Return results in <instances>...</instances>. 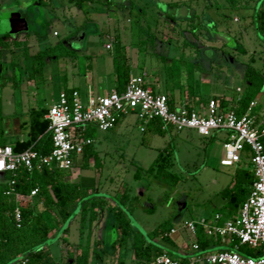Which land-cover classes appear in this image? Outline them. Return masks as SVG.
I'll use <instances>...</instances> for the list:
<instances>
[{"label": "rangeland", "instance_id": "obj_1", "mask_svg": "<svg viewBox=\"0 0 264 264\" xmlns=\"http://www.w3.org/2000/svg\"><path fill=\"white\" fill-rule=\"evenodd\" d=\"M131 2L133 4H105L102 0H87L81 4L75 0H49L48 3L41 0H0V36L10 35L8 45L0 48L1 142L12 143L19 135L16 123L23 124L21 133L27 137L28 111L32 108L47 109L57 103L61 91L67 89V84L72 85L73 71L78 74L74 83L81 86L83 100L88 80L98 82L100 77H106V85L107 81L112 82V56L118 57V43L124 46V53L135 73L157 71L170 86L184 92L187 77L184 80L185 73L181 68H192V63L196 64L200 58L198 55L204 50L205 62H213L214 73L227 77V88L218 86L226 93L242 91L241 66L251 58L252 65L264 74V39L255 27V13L264 9V0H191L186 6L172 7L165 5L163 0ZM14 15L16 18L12 19ZM22 18L28 23L25 27L20 26ZM104 31H108L109 36H103ZM152 33L167 39L163 51L165 55L176 58L174 68L166 67L164 60L158 57L157 45L154 51L146 41L142 42ZM60 40H66L72 50L71 56L53 59L41 74L28 81L32 75L31 70L24 69L25 52L29 55L36 53ZM16 41L21 45L15 46ZM107 43L113 48L104 47ZM240 46L244 52L239 51ZM209 66L203 62L196 64L195 79L199 80L200 71H207ZM212 89L206 84L201 87L204 95ZM257 100L264 117V89ZM95 130L92 146L102 158L103 170L98 172L95 169L93 158L87 165L80 158L76 166L74 164L75 167L67 171L65 178L76 180L89 190L91 199L102 197L105 204L95 208L91 228L86 221L81 232L79 207L75 205L72 216L50 234L47 244L58 264H71L68 249L77 254L84 248L89 230L91 264H118L119 253L111 247L117 234L110 223L113 224L112 210L120 203L119 198L126 188L129 193L126 206L131 209L134 229L147 233L170 220L177 230L171 237L183 245L184 241L193 239L184 229L186 221H200L216 212L223 214L227 211L230 184L237 165L253 170L250 160L244 155L239 164L221 165L220 161L225 157L226 130L202 136L194 129L176 131L172 128L159 135L146 128L134 112L125 115L111 130ZM168 145L172 151L166 163L180 175V182L171 186L153 177L136 180L134 173L137 167L148 168L159 151ZM20 205L28 206L29 203L22 200ZM36 206L38 211L42 209L39 200ZM105 223L109 224L106 229H99ZM131 244L132 239L122 251L124 264H141L134 257ZM165 246L171 249L169 245ZM174 253L182 255L178 250Z\"/></svg>", "mask_w": 264, "mask_h": 264}, {"label": "trees", "instance_id": "obj_2", "mask_svg": "<svg viewBox=\"0 0 264 264\" xmlns=\"http://www.w3.org/2000/svg\"><path fill=\"white\" fill-rule=\"evenodd\" d=\"M75 1L81 4L87 0ZM131 1L130 4H133ZM255 17L257 33L264 39V9H258ZM9 40L10 35L8 33L0 36V48L7 46ZM14 44L15 46L21 45L20 41H16ZM71 51L66 44V40H60L56 44L46 46L36 53L29 55L28 52H25L26 68L31 70L32 75L28 81H32L37 74H41L47 64L53 61V59L71 56ZM239 51L244 52L245 50L240 46ZM117 53L118 57L114 59L115 89L122 92L127 87L132 76V68L127 55L124 53V46L120 43L117 44ZM252 59L241 66L243 70L242 91L240 93L235 91V94L231 96L232 98H215L221 108H231L241 115L246 111L250 102L257 99L264 89V74L252 65ZM173 66L175 65L172 64L171 67L174 68ZM195 67L196 64L194 63H192V68L187 67L185 92L188 101L185 102V105L189 109L197 108L198 104L203 101H205L204 105H206L210 100H205L202 96L195 99L197 96L194 75ZM65 92L70 94L72 89ZM169 104L171 109L175 110L177 101L174 97L169 96ZM260 109V105L258 104L254 112L264 121ZM47 111L48 109L46 108H32L30 110L29 121L27 123V137L23 141H16L13 146L15 151H22L28 148L38 151L39 154H47L51 151V133L48 131L49 122L45 118ZM145 125L146 128L159 135H164L172 129L171 126H166L159 118L152 119ZM95 129L94 127H90L84 131L73 130V140L94 139ZM0 143L6 144L1 141ZM92 145L93 142L84 145L82 154L83 163L87 165L88 160L93 158L94 167L100 172L103 170L104 164L101 156L93 149ZM171 151L170 145L161 149L148 168L137 167L134 178L141 180L144 177H153L162 183L176 186L180 182L181 177L177 172L171 170L166 163ZM67 171L69 172V170H59L57 168H43L28 172L20 168L16 172L8 174L5 181L0 183V264H23L24 262V264H58L46 245L50 234L56 232L72 216L73 206L75 205L79 207L81 232L85 228L86 221H88L91 228L95 219V208L101 204H105V200L102 197H93L91 199L87 188L80 186L79 182L66 180ZM254 181L253 170L241 168L237 165L230 184L229 199L226 203V214L228 216L234 215L239 210ZM35 188L38 189V192L35 196L31 197L30 193ZM18 197L27 201L29 205H19ZM37 200L42 204V209L39 211L36 206ZM128 200L129 193L126 188L119 198L120 203L118 202L116 208L112 210L113 227L117 236L111 247L119 253L118 264H124L122 251L130 239H132L131 247L133 255L141 264H150L153 256L160 254H167L175 259L187 261V256L174 253L175 250H178V247L171 237V230L174 228L171 221L166 220L147 233L134 229L130 218L131 209L126 206ZM18 206L21 210V220L19 223L14 216V211ZM90 239L91 232L89 230L87 245L84 248L76 255H74L71 249H68L67 255L73 264H90ZM193 242L199 245L201 252L234 249L235 244L238 243L235 240L233 244L228 245L226 248L217 249L219 246H223L221 237L215 239L208 236L202 226L198 227V231L193 237ZM165 244L169 245L171 249H168ZM237 251L242 255L256 258L264 255V245L259 248H252L246 244H239Z\"/></svg>", "mask_w": 264, "mask_h": 264}, {"label": "built area", "instance_id": "obj_3", "mask_svg": "<svg viewBox=\"0 0 264 264\" xmlns=\"http://www.w3.org/2000/svg\"><path fill=\"white\" fill-rule=\"evenodd\" d=\"M106 47L111 46L107 44ZM257 106L258 100L255 99L240 115L231 108H221L215 99H210L206 105L197 108L189 109L182 102L172 110L169 96L156 93L146 86L144 74L131 76L124 91L112 89L102 96L90 97L86 103L82 102L76 90L70 94L63 91L58 102L45 114L49 122L48 131L51 133V151L47 154H39L32 148L15 151L12 145L0 143V183L5 181L8 174L20 168L28 172L43 168L70 170L82 155L84 145L93 142L92 138L74 141L73 130L84 131L90 127L111 130L120 118L130 112H134L143 124L159 118L176 131L194 129L202 136H210L216 130H226L225 157L221 159V165L239 164L244 155L253 166L255 181L236 216L223 218L221 213L216 212L210 218L186 221L183 226L193 237L198 227L202 226L210 237H221L229 245L235 240L238 243L234 249L201 252L199 245L193 242L194 255L188 257L187 261L160 254L154 255L150 264H264V255L248 257L237 251L239 244L252 248L264 245V121L254 112ZM37 192V188L33 189L30 196H35ZM21 201L18 197L19 205ZM14 216L19 223V206ZM176 231L173 228L171 234Z\"/></svg>", "mask_w": 264, "mask_h": 264}, {"label": "crops", "instance_id": "obj_4", "mask_svg": "<svg viewBox=\"0 0 264 264\" xmlns=\"http://www.w3.org/2000/svg\"><path fill=\"white\" fill-rule=\"evenodd\" d=\"M41 1H44L45 3H48L49 0H41ZM105 4H111L112 2L114 3H119V4H128L131 0H102ZM165 5L167 6H177L176 4H179L178 6H181V5H187L188 4V1H191V0H163ZM13 19V18H12ZM18 19L19 16H18ZM19 23H20V26L22 27H25V24L27 23L26 19L25 18H22V20H19ZM28 24V23H27ZM42 29V28H41ZM109 31V30H108ZM108 31H104L102 32V35L104 36H109L107 33ZM144 41V40H143ZM142 41V42H143ZM147 42V45H150L152 47V50L155 51V46L157 45V47H159V51L157 53L158 57H160L161 60H164V65L167 67L169 66L170 68L171 65H176V58H172L171 56H167L164 54V51H163V47H164V44L165 42L167 41V39H165L162 35L158 34V33H152L150 34L148 37H147V40H145ZM72 43V42H71ZM108 44V43H107ZM104 45V47H106V45ZM111 46V44H109ZM50 46V45H49ZM107 48V47H106ZM113 47L111 46L110 48H107V49H112ZM205 51V50H204ZM203 52H200V55H198L200 58H198L196 60V64H201L202 62L203 63H208L210 66L208 67L207 71H200V75H199V80L196 79V98L195 99H198L199 97H203L205 100H209V99H215V98H218V97H224V98H229L231 97L232 95L235 94V92L233 93H226L225 89L223 90H219L218 89V86L219 87H223L224 86L227 88V86L229 85L228 84V79L226 76H220L219 75H216V73H214L213 71V62L211 61H208V62H205V59L206 58V53ZM167 54V53H166ZM112 59H113V62H112V67L114 69V59L115 57L112 56ZM217 65V64H216ZM72 66L74 67V70H75V63L72 62ZM91 66V65H90ZM89 66V69L92 71V68ZM24 69H27L26 68V60H25V65H24ZM144 70V69H143ZM181 70L183 71V73H185V75L187 74V67H182ZM114 71V70H113ZM94 72V70H93ZM114 73V72H113ZM138 74H144L146 75L145 76V84L146 86L150 87L154 92L156 93H165L167 94L168 96H172L175 98V100L177 101V104L179 103H182V102H187L188 101V97L186 95V92H184L181 88L180 89H177L175 86H170L166 81V79H162L160 76V74L155 71V72H152L151 74L150 73H146L145 71H143L142 73H135L134 70H131V75H138ZM150 74V75H148ZM77 75L75 71H73L72 73V85L69 86L67 84V89H64L62 90L61 92L63 91H66V90H76L78 93H79V96H80V99L82 100L83 103H86L88 101V99L90 97H98V96H102L108 92H110L112 89H115V85H116V77H115V74H114V77H113V80L112 82H109L107 81V85L105 84L106 81H105V78L102 79L103 77H100L99 78V81L98 82H94L92 79L91 81L88 80V82L85 83V86H84V93H85V99L83 100L82 98V93H81V86L80 85H76L74 82L76 81V78H77ZM184 75V80H186V77L187 75L185 76ZM168 77V76H167ZM166 77V78H167ZM169 78V77H168ZM221 78V79H220ZM166 82V83H165ZM111 84V85H110ZM203 84H206V85H209V86H212V88H214V90L212 89L211 92H209L207 95H204L201 91V87ZM109 85V87H107ZM199 85V86H198ZM107 88V89H106ZM109 88V89H108ZM164 88H165V91H164ZM171 88V89H170ZM173 88V89H172ZM232 88V86H231ZM106 89V90H105ZM237 89L239 90L240 87L238 86ZM236 89V90H237ZM105 90V91H103ZM206 96V97H205ZM232 98V97H231ZM258 99V98H257ZM205 104V101H203L202 103L198 104L197 107H200L201 105H204ZM51 107V106H50ZM49 107V108H50ZM47 108V109H49ZM29 113H30V110L28 111V116H29ZM123 118V117H122ZM121 118V119H122ZM121 121V120H120ZM119 121V123H120ZM118 123V124H119ZM117 124V125H118ZM22 124H18L16 123V129H17V132L19 133V135H17V137L15 139H13V142L12 143H7L5 142L6 144H10L12 146L15 145L16 141L19 140V141H23L24 139H26V136L25 135H22L21 133V128H22ZM116 127V126H115ZM144 130V129H143ZM94 141V139H93ZM83 154V153H82ZM82 158V155L79 156L76 161H75V166L76 164L78 163V160ZM74 166V167H75ZM72 172V171H71ZM70 177V176H69ZM68 177V178H69ZM66 179V178H65ZM67 180V179H66ZM70 181H73V182H77L76 180H73V179H70ZM238 212V211H237ZM237 212L234 214V215H230L228 216L226 213L227 211L223 212L222 216L223 218H229V217H234L236 216ZM220 213V212H219ZM111 226L113 227V224L110 223ZM109 224L105 223L104 225H101V227L99 229H106V227L108 226ZM174 234V233H173ZM172 235V234H171ZM100 239L102 241V235L100 236ZM176 241V240H175ZM192 243H193V239L189 241H184L183 242V245H180L178 244V241H176V244H177V247H178V251L187 256V257H190L192 255H194V251L192 249ZM221 243L223 246L227 247L229 244L227 242V240L225 239H222L221 238ZM101 244V243H100ZM69 246H71V244H68ZM92 244L89 243V246H91ZM49 249H50V246L47 244L46 245ZM72 246H75V245H72ZM102 246V244H101ZM82 249V248H81ZM80 249V250H81ZM51 251V249H50ZM52 254V253H51ZM74 255H76L74 253ZM69 258V257H68ZM93 260V256H92V253H91V257H90V264H91V261ZM69 262L71 264L72 261L71 259L69 258Z\"/></svg>", "mask_w": 264, "mask_h": 264}, {"label": "water", "instance_id": "obj_5", "mask_svg": "<svg viewBox=\"0 0 264 264\" xmlns=\"http://www.w3.org/2000/svg\"><path fill=\"white\" fill-rule=\"evenodd\" d=\"M15 17V15L13 16V18Z\"/></svg>", "mask_w": 264, "mask_h": 264}, {"label": "flooded vegetation", "instance_id": "obj_6", "mask_svg": "<svg viewBox=\"0 0 264 264\" xmlns=\"http://www.w3.org/2000/svg\"><path fill=\"white\" fill-rule=\"evenodd\" d=\"M16 18V17H15ZM14 19V18H13ZM12 20V19H11Z\"/></svg>", "mask_w": 264, "mask_h": 264}]
</instances>
